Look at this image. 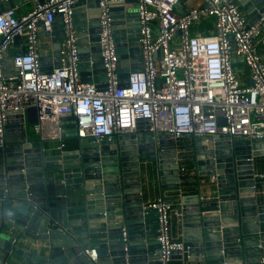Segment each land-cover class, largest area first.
Listing matches in <instances>:
<instances>
[{
	"label": "water",
	"instance_id": "95a60500",
	"mask_svg": "<svg viewBox=\"0 0 264 264\" xmlns=\"http://www.w3.org/2000/svg\"><path fill=\"white\" fill-rule=\"evenodd\" d=\"M28 1L33 0H8L0 4V11ZM47 1L37 0L40 4ZM232 1L239 4L250 24L264 13V0ZM188 4L184 12L193 5L208 6L204 0H188ZM94 5L96 9H91ZM177 7L182 9V3ZM110 10L118 73L121 87H126L130 74L143 70L139 3L110 2ZM99 15V0L74 5L82 80L102 87L107 77L99 54ZM63 35L60 14L55 15L50 32L40 27V36L52 43V55L40 58L47 73L62 65ZM230 39L232 67L250 86V68L236 55L235 42ZM21 41L16 36L5 54L6 72L15 70L13 57L23 53L18 45ZM259 51L264 58L263 47ZM49 59L53 60L51 68L46 67ZM35 110L9 116L0 145V264H162L158 213L145 204L144 182L150 187L157 183L161 190H183L178 142L167 134L155 139L147 119L138 121L135 132L110 140L83 138L77 133L76 117L65 116L60 119L61 139L76 140V144L58 150L31 129L35 118L30 113ZM261 156L264 143L260 138L219 134L196 140L194 169L199 189L181 195L184 251H175L172 259L264 264V193L257 191L253 160ZM203 183L211 191L208 198L202 195ZM62 190L76 195L77 201L63 196ZM25 240L45 243L47 248ZM93 250L96 260L91 258Z\"/></svg>",
	"mask_w": 264,
	"mask_h": 264
},
{
	"label": "built area",
	"instance_id": "2783aa9c",
	"mask_svg": "<svg viewBox=\"0 0 264 264\" xmlns=\"http://www.w3.org/2000/svg\"><path fill=\"white\" fill-rule=\"evenodd\" d=\"M8 0H0V4ZM83 0L36 2L25 12L20 6L0 11V145L9 116L35 108L32 130L46 143L58 141L63 150L60 119L75 116L80 137L110 140L135 132L138 121L147 119L156 139L167 134L178 142V170L183 184L189 174L184 162L182 137L212 139L223 134L234 139L260 138L264 143V13L250 24L244 11L232 0H204L208 6L177 7L185 0H137L139 3L141 61L143 70L131 73L128 86L121 87L118 55L114 42L110 2L99 0L100 56L103 58L104 86L82 80L78 32L74 5ZM60 14L64 35L61 42L62 65L51 73L42 70V48L52 44L40 36L52 30L55 15ZM214 19V29L195 31L194 26ZM23 53L13 57L15 70L3 69L5 54L14 39ZM236 55L250 68L252 84L232 67V45ZM147 127L145 128V131ZM260 150V149H259ZM257 191L264 193L263 160L254 158ZM178 203L161 196L149 200L148 208L158 213V236L162 264H170L175 251H184V242L173 233V222L183 223L181 195ZM168 200H173L169 203ZM35 247L47 244L33 242ZM91 258L96 260L93 250Z\"/></svg>",
	"mask_w": 264,
	"mask_h": 264
},
{
	"label": "crops",
	"instance_id": "0c3cea01",
	"mask_svg": "<svg viewBox=\"0 0 264 264\" xmlns=\"http://www.w3.org/2000/svg\"><path fill=\"white\" fill-rule=\"evenodd\" d=\"M37 2V0H33V1H28L27 3H23L20 8H19V12H25L26 10L30 9L32 7V4H35ZM189 6L188 4V0H185L182 2V9L181 11H184L186 10V8ZM91 9H96V5L92 6ZM245 16L247 17V15L245 14ZM209 20H212V26L210 27L211 29L210 30H213L214 29V19L211 18V19H208V20H204L200 23H197L195 26H194V30H196V28H198L197 26L199 25H202V23L204 22H207ZM208 29L206 30H202V31H210ZM198 32V31H197ZM263 47V54H264V45L261 46L260 48ZM42 56H51L52 55V44H45L42 48ZM262 55V53H261ZM264 56V55H263ZM46 67L47 68H51L53 67V60L52 59H49L47 61V64H46ZM30 117L31 119H34L35 118V114L34 112L33 113H30ZM55 143V141H53ZM59 143V142H58ZM66 148L69 149V145H71L72 147L70 148H74L75 147V144H76V140H66ZM49 144V143H47ZM184 149V148H183ZM185 153L182 155L184 157V162L186 163V160L193 157L194 158V152L195 150L193 151L192 149H188L185 147ZM144 185H145V191L147 190V197H146V200H145V204L149 201V200H153V199H156L157 197H161V196H166L170 199H173L174 200V203H178V198L180 197V194H181V190L180 189H167V190H161L159 188V185L157 183H155L154 186L150 187V184L149 182H144ZM193 186L195 191L197 192L198 189H199V182H198V179H197V174L195 172V169H189V174L187 175V180L183 183V192L185 193H190L188 188ZM68 191H60L61 194H63V196H67L68 199H69V195L67 194ZM196 192H193V193H196ZM201 192H202V195L204 198H208L210 197V194H211V191L210 189L208 188V186L203 183L201 184ZM72 199V198H71ZM78 197H75L72 199L73 201H77ZM153 220H156L155 218H153ZM173 233L175 236L177 237H180L182 240H183V228H182V224L180 221L178 220H174L173 222ZM27 243H30L33 245V242L35 241H27L25 240ZM31 245V246H32ZM33 247V246H32ZM170 264H200L198 262H186L184 261L183 259H173L172 262Z\"/></svg>",
	"mask_w": 264,
	"mask_h": 264
},
{
	"label": "trees",
	"instance_id": "16d2710c",
	"mask_svg": "<svg viewBox=\"0 0 264 264\" xmlns=\"http://www.w3.org/2000/svg\"><path fill=\"white\" fill-rule=\"evenodd\" d=\"M211 26H212V20H209L207 22L202 23V25L197 26L198 28H196L195 31H202V30H206V29L210 30ZM65 142L66 141H64V143ZM195 142H196V138L193 137V136L182 137L179 140V147L180 148L186 147V148L192 149L194 151L195 150ZM55 144H56V142L54 143L52 141V142H49V144H47V145L50 147V146H55ZM65 145H66V143H65ZM70 147H72V146L69 145L68 148L70 149ZM186 163H187V166H188L189 169H193L194 166H195L193 157L187 159ZM186 178H187V176L185 177V179ZM188 190H189L190 193L196 192L193 186L189 187ZM67 194L69 195V198L73 199L75 197V195L71 194V192H67Z\"/></svg>",
	"mask_w": 264,
	"mask_h": 264
},
{
	"label": "rangeland",
	"instance_id": "374dc122",
	"mask_svg": "<svg viewBox=\"0 0 264 264\" xmlns=\"http://www.w3.org/2000/svg\"><path fill=\"white\" fill-rule=\"evenodd\" d=\"M32 126V124H30V127ZM32 129V128H31ZM259 160H263V156L258 157Z\"/></svg>",
	"mask_w": 264,
	"mask_h": 264
}]
</instances>
